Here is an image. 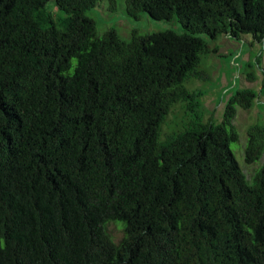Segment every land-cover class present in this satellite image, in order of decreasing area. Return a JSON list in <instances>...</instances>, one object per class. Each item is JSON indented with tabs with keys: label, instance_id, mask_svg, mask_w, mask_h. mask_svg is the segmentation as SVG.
Listing matches in <instances>:
<instances>
[{
	"label": "trees",
	"instance_id": "16d2710c",
	"mask_svg": "<svg viewBox=\"0 0 264 264\" xmlns=\"http://www.w3.org/2000/svg\"><path fill=\"white\" fill-rule=\"evenodd\" d=\"M121 1L182 33L123 41L97 36L98 0H0V264H264V159L247 181L229 149L257 95L236 89L214 124L184 86L206 76L202 35H249L264 55V0ZM263 147L252 126L244 163Z\"/></svg>",
	"mask_w": 264,
	"mask_h": 264
},
{
	"label": "rangeland",
	"instance_id": "374dc122",
	"mask_svg": "<svg viewBox=\"0 0 264 264\" xmlns=\"http://www.w3.org/2000/svg\"><path fill=\"white\" fill-rule=\"evenodd\" d=\"M46 8L52 13L56 9L52 7L51 0L46 3ZM95 23L96 34L100 36L104 31L113 29L123 41H128L132 31L137 34L152 33L170 28L176 33H182L180 25L176 22H156L150 20L145 14H141L137 21L128 19L124 14L123 2L118 0L115 10L108 9L106 0H98L94 9L87 13ZM206 41L210 52L201 59L197 70L205 73L203 80H188L184 83L187 90L199 89L204 92L201 97L205 110L203 119L210 116L214 124H221L222 110L226 99L236 89H251L257 97L251 108L236 109L232 124L237 134L235 142L229 145L234 160L244 174L247 181L251 175L258 171L264 159V147L259 160L247 165L243 160V149L247 142V131L252 126L264 127V55L261 47L252 43L249 35L241 36L238 40L226 35L218 36L212 43L206 36H200ZM215 48L213 51L212 49ZM261 55L259 66L254 64V58ZM251 65V66H249ZM250 75V76H249ZM250 77H252L250 79ZM182 111L179 106L172 108L161 127L162 133H167L179 127ZM106 231L114 243H117L122 235V224L110 221L106 224Z\"/></svg>",
	"mask_w": 264,
	"mask_h": 264
}]
</instances>
